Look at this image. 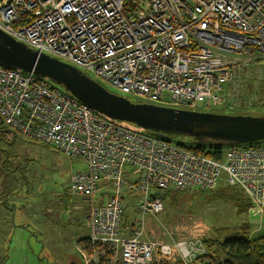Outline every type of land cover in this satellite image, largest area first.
<instances>
[{
  "label": "built area",
  "instance_id": "built-area-1",
  "mask_svg": "<svg viewBox=\"0 0 264 264\" xmlns=\"http://www.w3.org/2000/svg\"><path fill=\"white\" fill-rule=\"evenodd\" d=\"M0 29L123 93L182 106L227 105L234 77L264 63V0H0ZM0 120L86 165L70 176L71 192L90 203L89 234L75 245L83 264H200L201 234L148 238L147 218L164 211L166 190L210 191L223 181L249 198V215L264 213V143L208 156L3 65Z\"/></svg>",
  "mask_w": 264,
  "mask_h": 264
},
{
  "label": "rangeland",
  "instance_id": "rangeland-1",
  "mask_svg": "<svg viewBox=\"0 0 264 264\" xmlns=\"http://www.w3.org/2000/svg\"><path fill=\"white\" fill-rule=\"evenodd\" d=\"M89 74L110 91L126 95L108 81ZM234 79L239 83L237 87L235 81L229 85L225 106L208 108L202 104L191 107L171 101L157 103L216 113L264 114V63L253 65L240 74V78ZM130 98L136 102H150L139 96ZM119 123L132 130L148 132L132 123ZM170 137L177 142L190 141V137L184 135ZM85 166L81 160L66 157L50 145L28 140L7 128L0 130V183L16 185V189L8 193L0 188V196L16 205L10 218L0 212V264H82L75 245L89 234L90 203L86 196L71 192L70 176L74 170ZM222 185L223 181L217 187ZM196 190L180 193L173 209L165 202L164 211L149 216L148 238L171 242L181 236L201 234L205 240L209 234L215 236L213 229L228 228L229 231L222 234L225 239L234 236L236 228L247 224L248 238L264 235V213L252 216L237 212L233 203H208L210 200L204 197L208 198L215 189ZM133 211L131 206L128 212ZM133 216L130 214L126 219L132 220ZM213 255L216 261L211 257L208 260L206 255L201 259L212 261V264H222L225 260L224 253L219 250Z\"/></svg>",
  "mask_w": 264,
  "mask_h": 264
},
{
  "label": "water",
  "instance_id": "water-1",
  "mask_svg": "<svg viewBox=\"0 0 264 264\" xmlns=\"http://www.w3.org/2000/svg\"><path fill=\"white\" fill-rule=\"evenodd\" d=\"M0 65L31 72L56 87H62L107 119L117 124L119 121L132 123L156 137L166 139L171 135H184L198 144L219 146L264 141V114L216 113L164 106L154 101L136 102L130 98L133 95L129 97L127 93L110 91L77 65L40 52L2 29ZM160 195L164 197L165 192ZM151 197L154 198L155 194L152 193Z\"/></svg>",
  "mask_w": 264,
  "mask_h": 264
},
{
  "label": "trees",
  "instance_id": "trees-1",
  "mask_svg": "<svg viewBox=\"0 0 264 264\" xmlns=\"http://www.w3.org/2000/svg\"><path fill=\"white\" fill-rule=\"evenodd\" d=\"M41 79V78H40ZM250 108V107H248ZM9 129L4 123L0 120V130L1 129ZM10 130V129H9ZM165 140L174 142L178 145L187 147L196 152L203 153L208 156H212L215 158H221L223 156L224 149L227 146H219V145H209V144H198L195 141H173L171 137L166 138ZM264 141H258L253 143H246L240 145L246 146H258L263 144ZM219 187V186H218ZM215 188V191L211 192L207 197H204L208 201V203H212L214 201H222L225 203H233L239 213H245L250 206V200L247 198L244 193L237 187L222 185V187ZM195 189H184V190H166L165 195L163 197L164 202L172 209L178 204V195L185 191H191ZM214 190V189H213ZM198 191V190H196ZM211 191V190H210ZM202 192V191H199ZM131 207V206H130ZM131 213L128 212L126 217ZM128 221L129 219H126ZM247 224V223H245ZM248 225V224H247ZM247 225H242L240 228H236V232L234 236L230 238H223V231L228 230V228H215V236L209 234L207 238H205L204 243L207 247L206 257L212 261H216L213 253H216L218 250L224 253L225 260L222 264H264V235L259 238L250 239L247 237L249 231L246 230ZM240 229V230H238ZM245 229V230H244ZM249 229V228H248ZM212 233V232H211ZM210 261L208 264H212ZM82 262V261H81ZM180 264V263H176Z\"/></svg>",
  "mask_w": 264,
  "mask_h": 264
},
{
  "label": "crops",
  "instance_id": "crops-1",
  "mask_svg": "<svg viewBox=\"0 0 264 264\" xmlns=\"http://www.w3.org/2000/svg\"><path fill=\"white\" fill-rule=\"evenodd\" d=\"M0 188L4 189V191L6 193H8L10 190H12L14 188L16 189V185L12 186V185H5V184L0 183ZM8 199L9 198H6L5 196L4 197L0 196V212L2 214H6L10 218V216H13L14 209H15L16 205H12L11 201H8ZM1 213H0V215H1ZM87 219H88V216H87ZM87 236H88V234H87ZM203 259L200 261V264H208V262H206L207 259H205V260H203ZM73 264H75V263H73Z\"/></svg>",
  "mask_w": 264,
  "mask_h": 264
},
{
  "label": "flooded vegetation",
  "instance_id": "flooded-vegetation-1",
  "mask_svg": "<svg viewBox=\"0 0 264 264\" xmlns=\"http://www.w3.org/2000/svg\"><path fill=\"white\" fill-rule=\"evenodd\" d=\"M7 198V197H6ZM82 261V260H81ZM83 264V263H82Z\"/></svg>",
  "mask_w": 264,
  "mask_h": 264
}]
</instances>
